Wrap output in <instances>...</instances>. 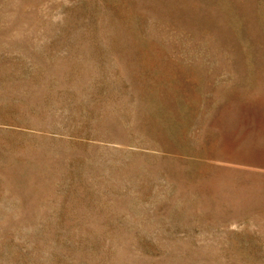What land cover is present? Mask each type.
I'll list each match as a JSON object with an SVG mask.
<instances>
[{
    "label": "rangeland",
    "instance_id": "obj_1",
    "mask_svg": "<svg viewBox=\"0 0 264 264\" xmlns=\"http://www.w3.org/2000/svg\"><path fill=\"white\" fill-rule=\"evenodd\" d=\"M0 264H264V0H0Z\"/></svg>",
    "mask_w": 264,
    "mask_h": 264
}]
</instances>
